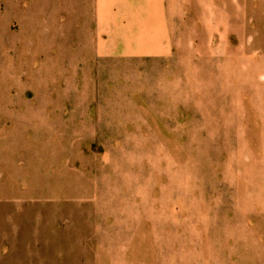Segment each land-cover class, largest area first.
I'll return each instance as SVG.
<instances>
[{"label":"rangeland","instance_id":"obj_1","mask_svg":"<svg viewBox=\"0 0 264 264\" xmlns=\"http://www.w3.org/2000/svg\"><path fill=\"white\" fill-rule=\"evenodd\" d=\"M0 264H264V0H0Z\"/></svg>","mask_w":264,"mask_h":264}]
</instances>
